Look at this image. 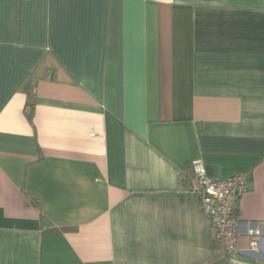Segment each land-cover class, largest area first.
<instances>
[{
  "label": "crops",
  "instance_id": "crops-1",
  "mask_svg": "<svg viewBox=\"0 0 264 264\" xmlns=\"http://www.w3.org/2000/svg\"><path fill=\"white\" fill-rule=\"evenodd\" d=\"M193 160L264 228V0H0V264H264L218 250Z\"/></svg>",
  "mask_w": 264,
  "mask_h": 264
},
{
  "label": "built area",
  "instance_id": "built-area-1",
  "mask_svg": "<svg viewBox=\"0 0 264 264\" xmlns=\"http://www.w3.org/2000/svg\"><path fill=\"white\" fill-rule=\"evenodd\" d=\"M181 179L184 190L197 196L201 211L209 218L213 241L220 252L252 255L256 260L264 261L263 224L248 222L242 230V222L235 211L238 199L248 188L247 173L213 177L200 160H193ZM241 235L247 241L245 248L238 245Z\"/></svg>",
  "mask_w": 264,
  "mask_h": 264
},
{
  "label": "trees",
  "instance_id": "trees-1",
  "mask_svg": "<svg viewBox=\"0 0 264 264\" xmlns=\"http://www.w3.org/2000/svg\"><path fill=\"white\" fill-rule=\"evenodd\" d=\"M24 91L26 92V104H25V114L28 120L32 119L33 110H34V92L33 86L30 84H26L23 86Z\"/></svg>",
  "mask_w": 264,
  "mask_h": 264
}]
</instances>
